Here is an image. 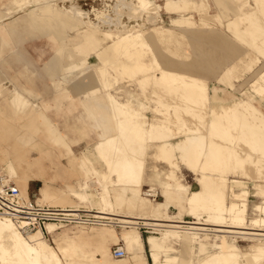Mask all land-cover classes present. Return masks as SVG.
Listing matches in <instances>:
<instances>
[{"label":"rangeland","instance_id":"rangeland-1","mask_svg":"<svg viewBox=\"0 0 264 264\" xmlns=\"http://www.w3.org/2000/svg\"><path fill=\"white\" fill-rule=\"evenodd\" d=\"M151 1L155 5L150 4L146 8V10H149L146 13L145 9V11H142L135 6L138 0H25L23 1L25 3L22 4L11 0H0V176L8 179V182L14 183L25 195L28 194L31 199L37 201H39L38 199L44 191L50 196L67 200L63 205L76 207L81 205L101 212L100 215L110 216L111 218L117 217L118 221H124L123 219H126V217L138 214L150 215L149 210L131 207L128 200L122 202L120 198L117 199L122 194L126 198L131 193V186L136 183L129 176L126 177L129 178L130 182L127 179L120 178L118 183L119 177L124 175H120L117 168L115 170V168L109 167L107 165L108 161L102 158L96 147L98 141L106 135L119 136L118 140L122 137L120 131L115 128L117 117L110 109L104 108L102 110L99 107L98 97L88 92L84 93V90L94 87L100 89L97 91L98 94L105 91L101 82L105 76L102 67L106 62L103 57L98 55V47H105L113 40L128 34L144 33L141 35L142 40L144 39L143 41L148 47L143 43L141 47L144 50L141 51L145 52L143 54L144 60L152 63L151 69L147 70L148 73L145 70L148 75L144 73L145 76H140L142 74L138 71L126 72L124 67L118 63H121L128 53L125 55L124 52H121V54L118 50L110 51L111 63L107 68L111 73V84L106 90L110 91L120 102L128 103L133 109L139 111L145 128H148L151 122L169 116L173 122L170 125V133L168 132V135H170L168 138L171 141H177L187 135H202L205 141L203 145L208 150H206L205 157H202L200 145L191 144L188 147L191 149L190 151L178 142L175 144L176 146H172V150H169L171 155L168 158L164 156V151L161 153V159H156L151 153L155 150L157 140L150 139L148 143L151 146L145 148L143 150L144 155H142L145 165L140 193L142 194V189L146 185L156 187L162 192L159 183L152 180V175L155 171H160L163 176L164 172L168 170V166L163 161L169 163L171 169L176 171L173 175L168 176L169 179L177 182L180 180L182 183L189 185L191 190H197L202 186V183L200 184L198 180L202 174L200 173L202 169L199 170L200 165H202L208 174L211 175L212 173L213 175L207 181L214 179L215 181L219 180L220 183L221 180H225L227 186L225 194L228 205L231 201L237 204L240 203L236 197L240 193V188L248 190V220L246 223L238 224L233 219V211H225L224 217L227 218L219 222L213 221V218L210 217L211 220L207 219L209 215L207 209L196 210L194 211L196 215L193 214L185 201L190 192H187L180 185L168 187L175 192L176 197L174 200L176 202L173 200L171 204L165 205L162 214L157 215V217H167L166 212H168L181 220L199 221L207 225H214V227H218L217 225L237 227L238 225L240 226L238 228H248L245 231H251V229L264 225L260 222L264 218V211L256 209L258 204L264 206V192L263 195L258 194V190H264V167H262V165L264 166V152L261 151L264 150V136L260 132L261 130H256L260 143L255 145V139H251L254 136L252 134L253 137H249L251 136L249 135L251 130L247 126H237L230 129V139L228 140H226L224 130L213 129L209 126L213 116L212 110H220L223 106L233 105L237 101L246 100L249 103L251 102L260 110L259 112L264 114V93L256 94L252 91L251 86L253 81L259 78L261 69L264 70V32H262L264 26H261V24H264V5L262 4L264 0H259L260 2L257 0ZM71 5L86 11L87 13L84 14L85 20L90 21L84 23L81 27H65L63 29L65 38H59L56 31L51 27L50 29L38 27L30 16L32 9L33 13L41 15H43L42 12L46 14L50 10L52 13L55 12L54 15H57V9L70 8ZM46 7L48 8L43 10ZM136 8L142 11L141 14ZM118 11H121V13ZM237 13H242V16L246 18L244 17L242 22L239 23V26H241L238 27V30L240 31L237 30L238 33L237 31L233 33L231 30L233 24L230 23H232V18L237 16ZM257 14L258 16H256ZM181 17L186 18V20ZM249 17L251 19H248ZM254 17L258 22L253 20ZM172 18L178 20L181 18L182 22L172 20ZM245 20L247 22H244ZM245 27L248 28L246 32L244 31L246 30ZM261 27L262 30H255ZM252 29L257 31L256 33L253 32L254 34L260 32L259 36H262L258 37L252 34L258 42H255L256 40L251 41ZM248 30L250 31L248 32ZM88 32H93L99 41L95 43L84 37ZM246 37L249 39H246ZM254 43L259 45L257 48L260 50L256 48ZM258 51H261V53ZM113 60L119 61L117 63ZM249 61L251 62L247 64ZM178 66L181 68L178 69ZM163 70L200 78L203 82L205 81L207 88L209 87L207 95H194L193 93L198 89L191 84L186 85L179 81H173V83L172 81L161 82L158 77L161 76ZM97 72L99 74H96ZM140 72L142 73V71ZM63 74L67 75V80L62 77ZM100 78L103 79L101 82ZM142 79L145 81H142ZM61 84L63 85L61 86ZM15 88L21 91L22 99H27L26 102L30 101L34 104L30 105L31 103H29V106L25 104L27 107L20 104V107H24L21 108L22 110L15 108L19 107L18 102L14 103L15 106L13 105L11 98ZM212 88H217L220 96L231 92L228 94L229 101L224 103L214 100L212 102L210 98H207V96L209 97V91L212 92ZM153 91H157L158 94ZM150 92H152L153 97ZM192 94L194 96H191ZM154 95L160 98L154 99ZM160 99L163 102H160ZM174 104L177 108L173 106ZM99 108L100 111L97 110ZM104 110H109V112H104ZM42 114L48 118L51 127L55 124L56 127L61 129L64 141L67 144H62L63 141L52 138L55 135H53L54 131L51 130V127L38 121ZM250 118L249 122L255 124L257 117L256 119L255 117ZM101 122H104V126ZM106 124H108V127L105 126ZM162 135H165L164 131L159 133V137H162ZM236 135H240V137ZM55 140L59 141L60 144ZM230 141L235 142L230 146L228 145L231 144ZM110 147L107 153L110 154L112 150L115 156L111 157H116L113 159L114 161L119 158L116 160L119 162L121 158L119 156L120 151L114 146ZM232 147L243 157L252 156L255 157L254 159L261 161L253 160L251 157V162H245L248 164L246 166L247 170L245 168V171H241L235 164H230L232 161H229V152H232V149H230ZM43 148L44 150H41ZM143 148L137 149L141 150ZM141 151H138V153ZM32 161L37 163L39 161V163L34 165ZM11 162L14 163L15 172H11V167L8 165ZM179 162L188 165L194 171L183 165L179 170ZM206 164H209L210 167L211 165L212 167L215 166L214 169L216 168L217 172L214 169V172L210 171L211 168ZM232 165L235 166V170L232 169ZM105 174L108 175L106 181ZM214 174L219 175L218 178L215 175V179ZM220 175L226 179H223ZM125 181L126 183H124ZM23 188H26L27 194L23 191ZM74 191H78L82 197H75ZM91 191H101V193H95L93 195L95 198H90L88 192ZM161 192L157 197L159 201L152 202L154 205L165 202L164 195H161ZM84 194L87 197H84ZM39 202L50 205L60 204H52L47 201ZM91 203L94 207L91 206ZM225 220L226 222H223ZM254 220H258L261 224L252 223ZM229 223H233L232 226ZM142 224L143 222H141ZM207 225H201L199 238L193 236L192 230L190 236V233L180 232L174 228H168L160 233L161 230L146 227L139 228L140 225L138 227H123L121 225L93 224L67 225L66 227L74 230L105 228L116 235L123 231L136 229L142 235L144 250L149 260L148 264H153L148 236L162 237L166 232H169L170 235L169 243L172 247L170 252L178 255V260L188 258L190 264L198 261L197 257L202 254V248L205 252H216L221 245L231 243L238 245L245 251L250 250L252 245H264V238L260 241L251 235L246 237L239 234L224 236L225 233L220 234V232L218 234L214 230L204 228ZM56 226L62 227V225ZM261 227L264 229V226ZM221 231H225L223 227H221ZM260 232L264 233V230ZM182 234H188L190 238L192 237L190 246L180 237ZM106 245L105 248L100 244L97 245V248L96 246L93 248L91 241L77 239L72 247L62 253V256L67 259L74 258L81 250V255L83 254L88 261L85 264H128L131 262L129 253L124 259H116L112 256L113 246H124L123 241L111 239L108 240ZM77 249L78 251H76Z\"/></svg>","mask_w":264,"mask_h":264},{"label":"bare ground","instance_id":"bare-ground-1","mask_svg":"<svg viewBox=\"0 0 264 264\" xmlns=\"http://www.w3.org/2000/svg\"><path fill=\"white\" fill-rule=\"evenodd\" d=\"M11 1H13L15 3H19V4L25 3V2H23L25 0H11ZM260 1H262V0H260ZM129 3H131V2H129ZM120 4H121V2H120ZM150 4H154V3H152L151 0H138L137 5H135V6H137L140 10L145 11L146 8ZM258 4H260V3H258ZM262 4L264 5V3H262ZM71 6L72 7H70V8L62 7L59 10L57 9V15H54L55 12L52 13L51 10L50 11L47 10L49 12H47V13L45 12L46 14H44V12H42L43 15H41V14L33 13V9H32L30 11V16H31L32 21H34L35 25H37L38 27H40L42 29L51 27V29L56 31V33H57L56 35H58L59 38H65V36H64L65 34H63V29H65V27H68V26L81 27L84 23H89V21H90V20L89 21L85 20L84 14L87 13L86 11H83L82 9L78 8L77 6H74V5H71ZM48 7L43 8V10L47 9ZM238 8H239V6H238ZM139 9H137V10H139ZM152 9H154V8H152ZM152 9H150V10L152 11ZM140 10H139V14H141L140 12H142ZM147 10L145 11L146 13H148V11H149V10L148 11ZM247 11L249 12L250 10H247ZM118 12L121 13V11H118ZM239 12H241V11H239ZM254 12H255V10H254ZM256 16H258V14ZM244 17L242 16V13H237V16L235 18H232V23H230V24H233L232 29H231L233 31V33L236 32L238 30V27L241 26V25L239 26V23L242 22ZM110 18H112V17H110ZM181 18L183 19V17H181ZM181 18H179V20L176 18H172V20L175 19V21H180V23H181L182 22ZM254 18L255 19H253V18L252 19L256 20V17H254ZM53 19H55V20H53ZM248 19H251V17H249ZM183 20H186V18H184ZM246 20L244 22H247ZM248 21H252V20H248ZM256 22H258V21L256 20ZM96 26L98 27V25H96ZM261 26H264V24H261ZM245 29L246 30H244V31L246 32L248 28L245 27ZM255 30H258V31L262 30V27L260 29H255ZM255 30L253 31V29H252L251 36H252V34L257 32ZM263 30H264V28H263ZM238 31H240V30H238ZM238 31H237V33H238ZM249 31L250 30H248V32ZM117 32L119 33V31H117ZM159 32H161V31H159ZM262 32H264V31H262ZM208 33H211V32H208ZM143 34L144 33H142V34L141 33L128 34V35H125V36H122V37H119V38L113 40L110 44L106 45L105 47H100V48L98 47V51H99L98 55L100 57H103V59L106 62L104 67H102V70L104 72L103 75H105L104 80L102 79L103 80L102 81L100 78V82L102 81L101 83L104 86L105 91H103V93L98 94L97 91H99L100 89L97 87L96 88L94 87V88H90L88 93H91L93 96L98 95V97L100 99H102L103 101H106V103L104 102L106 105L104 104L103 107H101L102 110L105 108V109H110L111 112H114V113L117 112L118 118H117L116 123H115L116 124L115 128H117L116 130L120 131V134L122 137L119 138V140H118L119 136L116 137V135H112V134L106 135L97 143L96 147L99 150L102 158H104L106 161H108L107 165L109 167L115 168V170L117 168L120 175H124L123 177L120 175H119L120 177L118 176L119 177L118 183L120 182V178L127 179L126 176L133 178L131 180H133L134 183H136L135 185H133V183L131 182V184L133 185L130 188L131 193L129 195H127L126 198L122 194L121 196L117 197V199L120 198L122 202L124 200H126V201L128 200L129 206L138 207L141 209L149 210L151 212L150 215H148V214L147 215H142V214L139 215L138 214V215H134L135 217L134 216L126 217V219H123L124 221H119L120 223H123L121 226H123V227H129V226L130 227H138L139 225H141V222H143L146 225H151L152 228L161 230V231H159L160 233H162L163 231H166L168 228H174L180 232H188V233H190L189 235L191 236V230H192V232L194 234L193 236L199 238L200 237L199 236L200 235L199 230H201L200 229L201 225H207L206 223H202L199 221L191 222V221L177 219V218H175L174 215H170L168 212H166L167 217H164V216H161V217L158 216L157 217V215L162 214V211L165 208V205L172 203V201L176 197L175 192L172 189H169V188L165 189V194H164L166 197V198L164 197L165 202H160L159 204L154 205L152 202H157V201H159V199L148 197L144 194V188L151 187V186L144 187L142 189V194L140 193V191H141L140 186L142 185L143 174H144V165H145V162L142 159L143 158L142 155H144L143 150L145 148H148L151 146L150 143H148L150 141V139L157 140L156 144H155V150L151 153L152 156H154L156 159H158V158L161 159V153H163L165 151L164 156L166 158H168L169 155H171L169 153V150H172V148L174 147L173 145H175L178 142H180V144H182L186 150L189 149L190 151H191V149L188 147L191 144L200 145V151L202 153V157L203 156L205 157L206 150H208V149H207V147L205 148L203 145V142H205L204 137L202 135H196V136L187 135L186 137L181 138L177 141H171L168 138L170 136V135H168V132L170 130V125H172L171 123H173V122L169 116H166L164 118L162 117V118L158 119V121H156V122H151L149 124V127L145 128L143 121H141V116L139 115V111H137L136 109H133V107L130 106L128 103L120 102L119 100H117L115 98V96L110 91L106 90L111 84L110 83L111 73L109 72V70L107 68L108 65L111 63L110 62L111 57L109 55L110 51L118 50V51H120V53L124 52L125 55H126V53H128V55H126V56L124 55L125 58H123L121 63H118L119 60L118 61L113 60L114 62H117L120 66L124 67L126 72L138 71L140 74H142L140 76H143V75L145 76V74L148 73L147 70L151 69L150 67L152 66V63H148L144 60L143 54H145V52L141 51V50H144V48H142L141 46L145 42V41H143L144 39L142 40L143 37L141 35H143ZM203 34H205V33H203ZM259 34H260V32L257 34H254V35H257L258 37H262V36H259ZM254 35L252 36L251 41L256 40L255 42H258L257 38H253ZM84 37H86L87 39H89L90 41H93L95 43L97 41H99L93 32H88L87 34H85ZM247 38L248 37H246V39ZM254 44H255L256 48L259 47V45H256L257 43H254ZM144 45H145V43H144ZM248 45H249V43H248ZM145 46H147V44ZM257 49L260 50L259 48H257ZM130 52H131V54H130ZM258 52L261 53V51H258ZM153 62H154V59H153ZM250 62L251 61H249L247 64H249ZM252 62H253V60H252ZM74 68H77V67H74ZM180 68L181 67H179L178 69H180ZM246 68H248V67H246ZM242 69H245V68H242ZM248 69H250V68H248ZM65 70H68V69H65ZM145 70L147 73L145 72ZM169 70H171V69H169ZM258 70H260V69H258ZM140 71H142V73ZM255 73H257V72H255ZM96 74H99V72H97ZM131 74H134V73H131ZM103 75H101V76H103ZM149 76H150V74H149ZM64 78L66 79V77H64ZM97 78H99V77H97ZM158 78L161 80V82H166V83H167V81L168 82L172 81V83H173V81L174 82L179 81L180 83H183L186 85L191 84L193 87L198 89V90H196V92L193 93L194 95L196 94L197 96H199V95L206 96L208 93L207 92L208 91L207 85L204 83L205 81L203 82L200 78H197V77L192 76V75H187L184 73H176V72H171V71L168 72V71L163 70L161 76ZM154 79H156V78L154 77ZM142 81H145V80L142 79ZM149 81H150V79H149ZM157 81L160 82L158 79H157ZM179 82H177V83H179ZM151 83H153V82H151ZM169 84H171V83H169ZM62 85L63 84H61V86ZM251 86L253 88L252 91H254L256 94L257 93H259V94L264 93V70L263 69H261V73H260L259 78L254 80ZM153 88H155V87H153ZM153 92H155V94H158L157 91H153ZM150 93L152 95V92H150ZM193 94L191 96H194ZM22 96L23 95L21 92H19L16 89L13 90V94L11 96L13 105H14V103H17V102H18L17 104L19 105V107H15V108L21 109L24 107H20V104H22V106L24 105L27 107V105H25V104H28V106H29V103H31L30 101L26 102L27 99L26 100L22 99L23 98ZM155 96L156 95H154V99L160 98L159 96L158 97L157 96L155 97ZM152 97H153V95H152ZM207 98H209V97L207 96ZM217 98H218V96H217ZM163 99H164V97H163ZM164 100H166V99H164ZM160 102H163V101H161V99H160ZM215 102H217V101H215ZM32 104H34V103L32 102L30 105H32ZM169 104H171V103H169ZM173 106L176 107L175 104ZM174 107H173V109H174ZM97 110L100 111L101 109L99 108ZM105 111L109 112V110H104V112ZM259 111L260 110L257 109V107L254 104H251V102L249 103L246 100L237 101L233 105L223 106L222 109H220V110L219 109L212 110L213 116H212V119L210 121L211 123H209V126H210V128H213V129L224 130L226 140L230 139V129L237 127V126H239V127L247 126L251 130V134H249L247 132L246 133L251 135V136H249L250 138L254 136L255 138L253 137L251 139H255V141H254L256 143L255 145H258V143H260L259 142L260 138L257 135L258 133H256V130H258V131L261 130L260 132L264 136V114L259 112ZM97 113L98 112L96 111V114ZM99 113H101V112H99ZM41 116L42 117L38 121L40 123L42 122L43 125L50 126L48 118L46 116H43V114ZM250 117H252V118L255 117V119L257 117V121L255 124L254 123L251 124L249 122V119L251 120ZM205 120H207V119H205ZM38 121H34V122H38ZM101 124H103L102 126H104V122L103 123L101 122ZM107 125L108 124H106L105 126H107ZM51 130L54 131V134L53 133L52 134L55 135V137L52 136V138H54V139L56 138L57 140L63 141L62 144L63 143L67 144L64 141L63 133L61 132V130L58 127L55 126V124L52 125ZM245 130H247V129H245ZM104 131H106V130H104ZM163 131L165 132V135L164 136L162 135V137L161 136L159 137V133L163 132ZM248 132H250V131H248ZM109 133H111V132H109ZM112 133L114 134V132H112ZM154 133H156V134L154 135ZM116 134H118V133H116ZM120 134H118V135H120ZM252 134H253V136H252ZM237 137H240V135ZM236 141H237V139H236ZM56 142L59 143V141H56ZM233 142H235V141H233ZM233 142H231V144H228V145L231 146ZM263 144H264V142H263ZM182 145H180V146H182ZM110 146H114L116 149H118L121 154H119L117 152L116 153L119 154V156H121V158H123V159L120 158L119 162L116 161L119 158L114 161L113 159L116 158V157L113 158L115 156V153L112 152V150H111L112 155H111V152H110V154L107 153V150L109 148H111ZM137 148H139V149L143 148V149H141L142 150L141 151V150H138ZM230 149H232V152H229V161H232V162H230V164H233V165L235 164V166L239 170L245 171V168L248 165L245 162L246 161L251 162L252 156L251 157L250 156L243 157L236 150H233V147ZM138 151H141V152L138 153ZM261 151L264 152V150H261ZM158 153H159V156H158ZM108 155H110L109 158H108ZM111 156H113V157H111ZM176 158H177V156H176ZM254 158H253V160H256ZM260 158H262V157H260ZM111 159L113 160V162ZM177 159H179V158H177ZM257 160H259V159H257ZM259 161H261V160H259ZM253 162H255V161H253ZM8 165H10V167H11V172H15L14 163L11 162V163H8ZM206 165L209 166V164H206ZM233 165L231 166L232 169H234V167H235ZM214 167L215 166L212 167V165H211V167H210L211 170L209 168H207V169L210 171H213ZM262 167H264V166L262 165ZM171 170H172L171 171L172 173H170L169 175H173L174 172H176L173 169H171ZM199 170H201L200 173H202V174L198 180H199L200 184L202 183V186L199 189L190 192V194L186 197V200H185L186 205H187V207H189L191 209V212H193V214H195L194 211H196V210L201 211V209H205V210L207 209L208 214H209L207 216V219L213 218V221L219 222V221L224 220V218L225 219L227 218V217H224L225 211H229V212L233 211V213H234L233 219L238 224L241 225V224L246 223V221L248 220V215H247V213H248V200H247L248 190L246 188H240L239 189L240 193L237 194L238 196H236L238 198L237 200H239L240 203L237 204V203L231 201L230 205H228L226 194H225V188L227 187L225 184V180H221L220 183L218 182L219 180L215 181L214 179L212 181H207L209 178H211V176H213L212 173H211V175L208 174L205 167L202 165H200ZM246 170H247V168H246ZM214 171L217 172L216 168L214 169ZM260 171H263V170H260ZM113 172H115V171H113ZM246 172L248 173V171H246ZM246 172H243V173H246ZM215 175L216 174H214V178L216 179V176L218 178L219 175H216V176ZM107 176L108 175L105 176V181L108 178ZM220 177H223V179H226L224 176L220 175ZM123 179H121V180L123 181ZM4 180L8 182V179L4 178ZM127 180H129V178ZM129 182H130V180H129ZM124 183H126V181ZM234 185H237V184H234ZM228 186H230V185H228ZM152 188H155V190H158L159 194H160V192H161L160 189H158V188L156 189V187H152ZM23 191L26 194L28 193L26 188H23ZM263 192H264V190H261V191L258 190V194L263 195ZM73 194L75 197H82L78 191H74ZM162 194L163 193L161 192V195ZM23 195L26 196L25 194H23ZM83 196L87 197L86 194H84ZM26 197H28V196H26ZM93 197H91V198H93ZM182 198H184V197H182ZM166 199H167V201H166ZM38 200L51 202L52 204L53 203L54 204H56V203L64 204L67 202V200H65V199L50 196L47 192H44V191L42 192V195L40 196V198ZM174 201L176 202V200H174ZM39 203H42V202H39ZM44 204H47V203H44ZM56 205H58V204H56ZM173 205H175V204H173ZM53 206H55V205H53ZM60 207H62L63 209H69V210L93 211L92 213L97 214L100 217L111 218L110 216L100 215L101 212H98L97 210L88 209L85 207H76V206H60ZM256 209L260 210V211H264V206L258 204L256 206ZM202 211H204V210H202ZM197 215H198V213H197ZM230 218H231V216H230ZM111 219L119 220L117 217L116 218L112 217ZM233 219L231 220V222L233 221ZM263 219L264 218H262V220L260 221L262 224L264 223ZM223 222H226V220ZM50 223H52V224H50ZM237 223H235V224H237ZM252 223H254V224L258 223V225L261 224V223H259L258 220H254ZM55 224L56 223L48 222V223H46L47 230L45 232H43L41 229H38L37 231H34V232L26 235L25 233H23L21 231V229L17 225L14 224L13 221H11L10 219H8L6 217H0V264H85L88 261L85 259V256L83 254L81 255L80 249H79L80 251H78V249L76 250L79 253H77V255L74 256V258L71 257V258L67 259V258H63V256H62V253L65 250L72 247L74 245V243L77 241V239H84L86 241H91L93 244V248H95L94 246H96V248H97V245H99V244L103 245V247L105 248V247H107L106 243L108 242V240L119 239V240L123 241L124 246H122V247L124 248L126 254L124 256H121V257H115L113 255V253L111 252L112 256L114 258L124 259L128 256V253H129L131 262L128 264H148V262H149L147 255L145 253V250H144L142 235L136 229H130L127 231H123L119 235H116L113 232H111L110 230L105 229V228H100L97 230H93V229H90V230H86V229L74 230L72 228H67L66 226L65 227L64 226L57 227ZM229 224H231V223H229ZM232 224H231V226H232ZM217 226L218 227H214V225L208 224L207 227H204V228H206L207 230H209V229L214 230L218 234L220 232H221L220 234L225 233L224 236H230V234H237V235L239 234V235L246 237L247 235H251L252 237L257 238L260 241H262V238H264V233L260 232V231L264 230L261 227L264 225L256 227L253 230L250 228L251 231H245V230H248V228L247 229L238 228V227H240L238 225H237V227L236 226L235 227L219 226V225H217ZM221 227H223V229L225 230L224 232L221 231ZM248 233H250V234H248ZM218 234H216V235H218ZM189 235L188 234H182L181 236L180 235L179 236L181 238H183L184 242L186 241V243L189 244V246H190L192 237L190 238ZM169 237H170L169 232L164 233V235L162 237H156L153 235L148 236V242L150 243V247H151V257L153 260V264H185V263L190 264V260L188 258H183L182 260H178V255L172 254L170 252L172 250V247H171V244L169 243ZM191 248H192V246H191ZM201 250H203L204 252L201 251L202 254H199L197 257L198 261L196 263H192V264H264V245L263 244L262 245L261 244L252 245V246H250V250H245V251L242 250L238 245L231 244V243H226V244L221 245L219 250H217L216 252H207V251L205 252V250L203 248ZM201 255H203V256H201ZM96 259H98V257H96Z\"/></svg>","mask_w":264,"mask_h":264},{"label":"built area","instance_id":"built-area-1","mask_svg":"<svg viewBox=\"0 0 264 264\" xmlns=\"http://www.w3.org/2000/svg\"><path fill=\"white\" fill-rule=\"evenodd\" d=\"M144 194L148 197L157 198L159 191L152 187L144 188ZM93 211L69 210L60 206L39 203L22 194L19 187L14 183L4 180L0 176V217H6L14 222L26 235L41 229L46 231V223L53 222L58 225H122L117 219L100 217ZM152 229L151 225L143 223L139 226ZM112 253L115 257L126 254L120 245L113 246Z\"/></svg>","mask_w":264,"mask_h":264},{"label":"crops","instance_id":"crops-1","mask_svg":"<svg viewBox=\"0 0 264 264\" xmlns=\"http://www.w3.org/2000/svg\"><path fill=\"white\" fill-rule=\"evenodd\" d=\"M259 1V0H258ZM1 27V26H0ZM48 29H50V28H48ZM62 77L64 78V77H66V80H67V75L66 74H63L62 75ZM16 90H18V88H15ZM208 90H209V87H208ZM19 92H21L20 90H18ZM89 91V89L88 90H84V93L86 92H88ZM211 93V94H210ZM231 93V92H230ZM230 93H226V94H224L223 96H220L219 95V93H218V89L217 88H212V92H210L209 91V98H210V100L212 101V102H214V100H219V101H222V102H224V103H226V102H228L229 101V99H228V97H229V95L228 94H230ZM232 95V94H231ZM95 97H98V95H94ZM217 96H218V98H217ZM99 98V97H98ZM103 100L102 99H100L99 98V107L101 108V107H103V105L106 103H103L102 102ZM139 105H141V104H139ZM114 113V112H113ZM114 115L118 118V115H117V112H115L114 113ZM120 116V115H119ZM60 129V128H59ZM61 130V129H60ZM102 139V138H101ZM100 139V140H101ZM99 140V141H100ZM98 141V142H99ZM41 150H44V148L43 149H41ZM164 163H166V165L168 166V170L166 171V172H164V175L162 176V173L160 172V171H155L154 173H153V175H152V180H154V181H156V182H158L159 183V185H160V187H161V189H162V193H163V195L165 194V189L166 188H168L169 186H175V185H180L181 187H183V189H185V190H187V192L189 191V192H192V191H194V190H191L190 189V187H189V185H187V184H184V183H182L180 180L177 182V181H172L171 179H169V173L171 172V165L169 164V163H167L166 161H163ZM32 163L34 164V165H38V163H39V161H38V163L37 162H33L32 161ZM179 165H180V168H179V170H181V168H182V165L183 166H185V167H187L188 169H190V170H193V168H191V167H189L188 165H186V164H184V163H182V162H179ZM194 171V170H193ZM115 178H117V177H115ZM179 179V178H178ZM171 182V183H170ZM173 182V183H172ZM142 183H143V180H142ZM164 185V186H163ZM146 186H150V185H146ZM145 186V187H146ZM22 192V191H21ZM23 193V192H22ZM95 193H101V191H96V192H88V194H89V197L91 198V197H93V195L95 194ZM24 194V193H23ZM26 196H29L28 194L26 195ZM30 197V196H29ZM164 197H165V195H164ZM166 198V197H165ZM166 201H167V199H166ZM171 204V203H170ZM79 205V204H78ZM55 206H71V205H63V204H58V205H55ZM91 206L92 207H94V205H92V203H91ZM79 207H83V206H81V205H79ZM91 207V208H92ZM50 224H52V223H50ZM48 225V224H47ZM55 225H57V224H55ZM46 230H47V226H46Z\"/></svg>","mask_w":264,"mask_h":264}]
</instances>
